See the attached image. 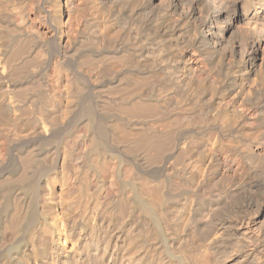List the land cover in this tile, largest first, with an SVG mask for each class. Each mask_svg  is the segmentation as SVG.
Masks as SVG:
<instances>
[{
	"label": "bare ground",
	"instance_id": "obj_1",
	"mask_svg": "<svg viewBox=\"0 0 264 264\" xmlns=\"http://www.w3.org/2000/svg\"><path fill=\"white\" fill-rule=\"evenodd\" d=\"M0 264H264V0H0Z\"/></svg>",
	"mask_w": 264,
	"mask_h": 264
},
{
	"label": "rangeland",
	"instance_id": "obj_2",
	"mask_svg": "<svg viewBox=\"0 0 264 264\" xmlns=\"http://www.w3.org/2000/svg\"><path fill=\"white\" fill-rule=\"evenodd\" d=\"M39 18H41V15H39Z\"/></svg>",
	"mask_w": 264,
	"mask_h": 264
}]
</instances>
